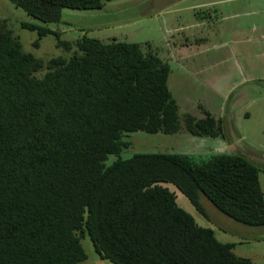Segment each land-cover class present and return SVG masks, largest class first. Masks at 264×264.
<instances>
[{
	"label": "trees",
	"instance_id": "1",
	"mask_svg": "<svg viewBox=\"0 0 264 264\" xmlns=\"http://www.w3.org/2000/svg\"><path fill=\"white\" fill-rule=\"evenodd\" d=\"M9 1L48 25L64 9L114 0ZM21 27L53 35L63 55L25 53L0 20V264H79L85 236L111 264H253L199 226L165 184L200 213L204 197L234 222L264 227L254 163L234 153L120 157L134 132L228 139L204 108L201 118L179 112L170 66L152 44L62 40L48 27Z\"/></svg>",
	"mask_w": 264,
	"mask_h": 264
},
{
	"label": "rangeland",
	"instance_id": "2",
	"mask_svg": "<svg viewBox=\"0 0 264 264\" xmlns=\"http://www.w3.org/2000/svg\"><path fill=\"white\" fill-rule=\"evenodd\" d=\"M157 2L159 0H114L106 3L101 10L64 9L59 23L44 25L28 16L23 10L16 8L9 0H0V20L7 21V27L19 39L25 53H30L43 60L63 55L62 50L56 47L55 37L46 35L38 39L36 31L22 28L21 24L32 23L48 27L60 33L62 40H75L86 34L88 37L105 41L115 38L118 41L131 43L144 44L148 42L161 57L166 54L167 41L172 43L181 40L182 36L190 40L204 35L208 41L198 46V50L193 51L197 62L203 66L202 70L188 67L194 72V75L191 76L186 71L188 68L181 65L183 61L174 62L168 85L173 96L177 99L181 114L190 113L197 117H204L202 108L209 109L216 119L221 118L228 139L194 137L185 132L174 135L134 132L126 134L127 136L124 137L131 145L122 151L120 157L127 159L138 153H178L189 156L200 154L203 157L230 154L234 149L226 143L235 141L239 145L241 154L258 167L259 181L264 194L263 71H259L261 74L263 73V80L253 81L249 77L250 72L245 69L249 78L239 75L240 70H238L234 71V76H232L234 81L229 79V81L217 83L220 82L218 78L232 71L236 60L233 57V52L228 49L229 47L223 44L218 45L215 38L217 28L213 34L211 33L209 27L214 26L216 22V20L213 22V15H211L212 19L208 15H203L202 17H206L208 26L198 29V27H190L196 23V19L193 12L187 9V6L189 7L194 2L197 3L198 0H163L158 4ZM215 8L217 9L219 6L217 5ZM243 21L246 22V31L240 36V39L245 34L248 35L250 31L253 37L250 41L239 45L251 49V51L248 49L246 52H240L245 61L240 66L250 67L248 65L253 64L251 63L252 54L257 45L253 35L255 34L254 27L251 25L255 19L240 20L238 18L227 20L225 24L227 26L231 23L240 25L243 24ZM256 26L258 25L256 24ZM36 40H38L37 47L34 46ZM193 48H196L195 45ZM172 49L173 52L169 55L176 56L173 60H183L182 57L189 53L184 46H178L177 49L172 47ZM178 54L181 55L180 59ZM220 59L226 60V63H220ZM247 72H245L246 75ZM262 75L257 79H261ZM207 82L210 85L215 84L222 97H214L206 85ZM233 82L235 91L234 89L229 91ZM114 159V156H109L107 163H111ZM165 186L175 194L178 206L189 213L199 226L212 229L220 242L234 244L236 254L250 258L253 264H264V227H247L238 224L217 211L204 197L200 199L204 214L200 213L174 186L171 184H165ZM81 244L86 258L79 264H111L98 257L87 236L81 239Z\"/></svg>",
	"mask_w": 264,
	"mask_h": 264
},
{
	"label": "crops",
	"instance_id": "3",
	"mask_svg": "<svg viewBox=\"0 0 264 264\" xmlns=\"http://www.w3.org/2000/svg\"><path fill=\"white\" fill-rule=\"evenodd\" d=\"M163 0H159L158 3L162 2ZM177 1H183V0H177ZM219 6V8H215L216 6ZM220 5H222V8H220ZM187 9L191 10L193 12V15L196 19V23H193L190 25V27H194L198 29H203L208 26V23L206 21V17H202L203 15H208L211 17L213 15V22L216 20L214 26H210V31L213 34L217 28V34L215 36L216 40L219 44H223L230 49L233 52V57L236 60L234 67L232 68V71L227 73V75L218 78L217 83H222L223 81H229L231 79L234 81V71L240 70L238 73L239 75H245V77H248V72L245 69H248L250 72V79H253V81H259L263 80V73H264V0H198V2H194L193 4H190L189 7L187 6ZM220 14V15H219ZM211 17V19H212ZM246 20V18H254L255 21L252 22L251 25H253L255 32L254 39L257 43L256 48L253 52V59L251 60V63L248 66L250 67H241L240 65L242 63H245L244 56L240 53L243 51H247L249 48L241 47L239 45H242L246 41H250V39L253 37L251 34V31L248 35L245 34V36L240 39V36L246 31V22L248 24V20L246 22L243 21V24L237 25V23L230 25H226L225 22L227 20ZM242 23V22H241ZM250 23V22H249ZM256 24L258 26H256ZM228 30V32H227ZM258 30V31H255ZM175 32V30H174ZM174 38V37H171ZM181 40L175 41L170 43L167 41V49L166 54L162 55V59L165 60L168 65L170 66L171 72L170 75H172V64L174 62H182L181 65H185L187 68H193V69H201L202 65L197 62L196 55L193 53V51L196 49L198 50V46L206 43L208 41V38L204 35H200L198 37H194L192 39H186L184 36L180 37ZM170 45V47H169ZM193 45H195L196 48H193ZM178 46H184L186 47V50L189 51L188 54L184 55L182 57L183 60H173L176 56L172 57L171 54L173 52V49H177ZM251 51V49H249ZM191 54H193L191 56ZM179 59L181 58V55H179ZM240 59V60H239ZM250 60V58H248ZM172 60V61H171ZM220 63H226V60L222 61L220 59ZM240 66V67H239ZM235 69V70H234ZM189 75H194V72L192 69L186 70ZM263 71L261 74L260 72ZM247 72V75L245 74ZM255 74V75H254ZM169 75V78H170ZM261 79H257L258 76H261ZM211 76V75H208ZM218 77V76H217ZM248 77V78H249ZM169 80V79H168ZM216 82V81H211ZM206 85L209 87V89L212 91L214 97H222V94L220 93L219 89L215 84L210 85L208 82ZM233 86L229 87V91H232L234 89L235 91V85L234 82L232 83ZM170 88V87H169ZM205 90V87H203ZM172 92V91H171ZM176 99V98H175ZM201 99V98H199ZM177 101V99H176ZM210 112L209 109H206ZM213 116V112H210ZM197 117V115L193 114ZM215 117V116H214ZM198 118H201L198 116ZM221 119V118H220ZM229 154V153H228Z\"/></svg>",
	"mask_w": 264,
	"mask_h": 264
},
{
	"label": "flooded vegetation",
	"instance_id": "4",
	"mask_svg": "<svg viewBox=\"0 0 264 264\" xmlns=\"http://www.w3.org/2000/svg\"><path fill=\"white\" fill-rule=\"evenodd\" d=\"M231 143H233V146H231ZM226 144L229 145L230 147H232V149H234V151H232L231 153L242 155L241 152H240L239 145L236 144L235 141H232V142L229 141V142H227Z\"/></svg>",
	"mask_w": 264,
	"mask_h": 264
}]
</instances>
